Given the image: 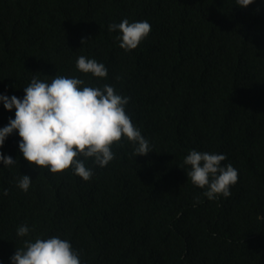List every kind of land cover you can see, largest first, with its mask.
Returning <instances> with one entry per match:
<instances>
[{"label":"trees","instance_id":"16d2710c","mask_svg":"<svg viewBox=\"0 0 264 264\" xmlns=\"http://www.w3.org/2000/svg\"><path fill=\"white\" fill-rule=\"evenodd\" d=\"M147 20L137 48L108 25ZM108 69L78 71V56ZM47 75V76H46ZM76 76L130 97L126 111L153 152L115 158L84 181L32 166L18 135L0 152V264L24 239L58 235L83 264H264V0H0V93L23 97L35 76ZM0 104V127L14 118ZM192 149L227 155L238 170L229 197L209 200L187 179ZM21 174L32 179L27 192ZM27 224L28 237H17Z\"/></svg>","mask_w":264,"mask_h":264},{"label":"clouds","instance_id":"9594fccd","mask_svg":"<svg viewBox=\"0 0 264 264\" xmlns=\"http://www.w3.org/2000/svg\"><path fill=\"white\" fill-rule=\"evenodd\" d=\"M254 0H236V6L245 8ZM110 32H118L119 47L130 51L151 32L147 20L123 19L108 25ZM78 71L104 79L108 69L95 58L78 56ZM47 76V75H46ZM50 80L33 77L23 88V97L0 93V104L6 111H14L5 126L0 127V148L14 132L18 135V150L32 166L46 167L52 173L71 169L84 181L93 174V165L105 167L115 158L113 146L126 139L132 145V156H146L153 152L149 140L142 135L126 111L130 97L119 93L111 84L90 86L76 76L54 75ZM227 155L192 149L184 157L188 166L186 176L205 189L209 200L229 197L230 188L238 180V170L224 164ZM16 162L13 157L0 152L4 167ZM32 179L21 174L17 187L27 192ZM30 227L19 225L17 237H28ZM10 264H83L80 254L67 239L58 235L24 239L23 246L15 248Z\"/></svg>","mask_w":264,"mask_h":264}]
</instances>
